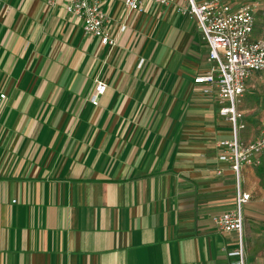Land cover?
I'll return each instance as SVG.
<instances>
[{"label": "crops", "instance_id": "1", "mask_svg": "<svg viewBox=\"0 0 264 264\" xmlns=\"http://www.w3.org/2000/svg\"><path fill=\"white\" fill-rule=\"evenodd\" d=\"M124 1L102 2L103 45L62 1L0 0V264H229L241 245L264 264V177L218 160L233 126L195 82L197 21ZM239 193L242 238L214 223Z\"/></svg>", "mask_w": 264, "mask_h": 264}, {"label": "built area", "instance_id": "2", "mask_svg": "<svg viewBox=\"0 0 264 264\" xmlns=\"http://www.w3.org/2000/svg\"><path fill=\"white\" fill-rule=\"evenodd\" d=\"M80 19L87 35L98 38L103 45H115L109 30L110 18L102 8L103 0H46L50 7L59 2ZM174 0H125L129 12L146 10L147 3L170 7ZM178 12L189 15L197 21L204 41L209 47L207 71L195 77V82L203 86V92L210 95L219 105V113L233 126V137L219 143L218 160L228 165L240 184L242 170L261 164L264 155V129L258 139L246 142L238 132L244 128L242 113L238 104L247 89L249 79L256 72L264 73V41L253 37L256 6L239 0H181ZM126 27H122L125 30ZM106 85L97 81L95 93L91 97L94 105L106 91ZM6 94L0 93V114L3 111ZM218 174L223 173L220 167ZM250 199L249 193H239L236 208L217 215L214 223L224 232H237L242 238L244 231L243 204ZM229 264H246L243 246L228 253Z\"/></svg>", "mask_w": 264, "mask_h": 264}, {"label": "rangeland", "instance_id": "3", "mask_svg": "<svg viewBox=\"0 0 264 264\" xmlns=\"http://www.w3.org/2000/svg\"><path fill=\"white\" fill-rule=\"evenodd\" d=\"M242 3H252L256 6V22L253 37L264 41V0H239L236 6ZM195 20H191V27H196ZM196 29V28H195ZM200 30V29H199ZM201 32V30H200ZM238 110L242 113L241 123L244 128L238 134L245 141H254L259 138L264 129V73L256 72L247 83V89L238 104ZM225 118V117H224ZM234 133V131H232ZM258 167L260 175L264 177V155L261 157ZM256 168V166H254ZM262 173V174H261ZM241 185L245 183L242 170Z\"/></svg>", "mask_w": 264, "mask_h": 264}]
</instances>
